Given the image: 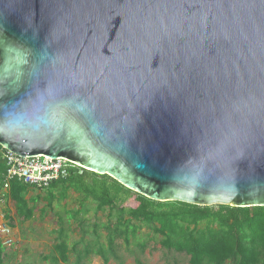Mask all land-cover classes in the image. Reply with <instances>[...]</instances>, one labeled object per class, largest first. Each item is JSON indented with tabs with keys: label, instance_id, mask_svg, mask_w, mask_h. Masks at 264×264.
Returning <instances> with one entry per match:
<instances>
[{
	"label": "water",
	"instance_id": "1",
	"mask_svg": "<svg viewBox=\"0 0 264 264\" xmlns=\"http://www.w3.org/2000/svg\"><path fill=\"white\" fill-rule=\"evenodd\" d=\"M194 6L214 30L192 64ZM11 47L2 150L153 202L264 207V0H0V65Z\"/></svg>",
	"mask_w": 264,
	"mask_h": 264
},
{
	"label": "trees",
	"instance_id": "2",
	"mask_svg": "<svg viewBox=\"0 0 264 264\" xmlns=\"http://www.w3.org/2000/svg\"><path fill=\"white\" fill-rule=\"evenodd\" d=\"M3 155L0 148V186L6 171ZM50 186L53 189L61 187L57 203L65 202L68 192L81 199L79 209L66 213L65 220L58 218L57 241L52 248L55 257L45 262H68L69 250L75 252L78 246L75 243L69 249L68 227L76 222L77 229L88 233L84 229V221L90 211L85 204L90 202L95 206L94 215L106 213V224L100 227L94 224L91 230L93 236L97 235L98 229L106 234L105 247L99 245L95 249L103 264L108 263L104 252L110 253L117 240L128 246L141 228L149 232L148 236L157 237V244L165 252L186 256L187 264H264V207L241 209L221 205L201 207L176 201L153 202L125 189L106 175L99 176L74 166L67 170L66 179ZM25 193L26 188L21 183H10L9 194L16 204V215L28 220L32 212L22 211ZM47 201L51 207L55 195L49 192ZM82 234L84 238L85 234ZM137 246L143 249L145 244ZM91 252L92 249L86 246L82 255L87 256ZM2 255L0 247V264ZM80 262L78 255L75 264Z\"/></svg>",
	"mask_w": 264,
	"mask_h": 264
},
{
	"label": "rangeland",
	"instance_id": "3",
	"mask_svg": "<svg viewBox=\"0 0 264 264\" xmlns=\"http://www.w3.org/2000/svg\"><path fill=\"white\" fill-rule=\"evenodd\" d=\"M60 188L61 187L53 189V187H51L50 189L51 191L54 190L53 192L56 200H58L57 194L60 191ZM78 199L79 197L77 195L68 192L65 202L58 204L57 202H54L51 208L44 207L45 217L39 221L42 229H38L37 233L32 232L31 234H21L20 238L22 242L20 243V246L13 241L14 237L12 239L10 235L12 243L9 248H4L6 257L2 264H51L49 261L44 262L40 260V258L37 259V255L41 253V255H49V257L50 255L54 256L52 247L57 241L56 232H58L59 227V224L57 223L58 218L65 220L66 213L79 209ZM127 205H131V203H128ZM85 208L90 211L84 221V229L88 233L86 234L77 229L76 222L70 224L67 230L68 247L71 249L75 243L78 244V246L75 249V252L69 250L68 262L66 264H75L78 255L81 260L80 264H103L102 260L96 256L97 251L95 249L99 245L105 247L106 234L103 230L98 229L97 235L93 236L91 230L92 225L94 224L99 227L106 224V213L94 215L95 206L90 202L85 204ZM11 217L13 218V216ZM82 233L85 234L84 238H82ZM148 234L149 232L145 228H141L137 233V237L130 240L128 246H125L121 240H117L110 253L104 252L105 255L107 254V264H187L186 256L165 252L157 244L159 239L157 237L148 236ZM33 242H36L39 248V250L35 249L34 254L30 251L32 247L35 248ZM140 243L145 244L143 249H140V247L137 246ZM86 246L91 248L92 252L87 256H83L82 252Z\"/></svg>",
	"mask_w": 264,
	"mask_h": 264
},
{
	"label": "built area",
	"instance_id": "4",
	"mask_svg": "<svg viewBox=\"0 0 264 264\" xmlns=\"http://www.w3.org/2000/svg\"><path fill=\"white\" fill-rule=\"evenodd\" d=\"M3 158L6 164V172L2 182L0 205L3 203L4 194L9 191L11 182L18 181L24 185L43 190L53 182L66 179L67 170L71 166L76 167L65 159L53 160L45 156L21 158L6 151H4ZM10 232L9 225L3 221L0 222V245L4 248L11 246Z\"/></svg>",
	"mask_w": 264,
	"mask_h": 264
},
{
	"label": "crops",
	"instance_id": "5",
	"mask_svg": "<svg viewBox=\"0 0 264 264\" xmlns=\"http://www.w3.org/2000/svg\"><path fill=\"white\" fill-rule=\"evenodd\" d=\"M4 176H5V174H4ZM22 185L25 186V188H26V193L23 197L25 207L22 208V211L27 212V214L32 212V215L30 216V218L28 220H24L23 217H21V216L19 217L16 215V204L10 198L9 191L6 194H4L3 203L0 205V222L3 221L9 225V227L11 229L10 235H11L12 239L14 237L13 241H15L18 246H20V243L22 242V240L20 238L21 234H23V233L24 234L25 233L31 234L32 232L37 233L38 229H42L39 221L45 217L44 207L51 208L47 205L48 204L47 199L49 196V192L54 195V192H53L54 190H52V191L50 190L51 186H49L43 190H38L32 186H27L24 184H22ZM1 192H2V184L0 186V194H1ZM80 199L81 198L79 197V199L77 201L79 202ZM54 202H56V199ZM53 203L51 204V206L53 205ZM78 206H79V203H78ZM74 211H76V210H74ZM43 213H44V216H42ZM11 216H13V218ZM12 219H13V221H12ZM33 245H35V248L32 247L30 249V251H31V253L34 254L35 249L39 250V248H38V245L36 244V242ZM0 247L2 248V251H3V255H2V263H3V260L6 257L5 256V249L1 245H0ZM6 250H8V249H6ZM52 256L53 255H50V257H49V255L46 256L45 254L41 255V253H39L37 255V259L40 258V260L45 262L48 258H51ZM54 257H55V255H54Z\"/></svg>",
	"mask_w": 264,
	"mask_h": 264
},
{
	"label": "snow or ice",
	"instance_id": "6",
	"mask_svg": "<svg viewBox=\"0 0 264 264\" xmlns=\"http://www.w3.org/2000/svg\"><path fill=\"white\" fill-rule=\"evenodd\" d=\"M194 7H196L197 15L189 16V19L192 21V23L187 28V35L182 36L181 40L179 41L180 45L185 46L184 51H181L180 48H178L176 53L174 54V57L175 55L184 57L186 54H188L190 63L192 64L196 63V57L194 54L188 52V49L186 47L188 38L191 37L192 40H194L198 44L201 40L207 41L212 38L214 30L213 19L210 16L200 15L199 6ZM189 11L191 12V9ZM225 42L228 43V41ZM179 65H181V70L182 64Z\"/></svg>",
	"mask_w": 264,
	"mask_h": 264
},
{
	"label": "clouds",
	"instance_id": "7",
	"mask_svg": "<svg viewBox=\"0 0 264 264\" xmlns=\"http://www.w3.org/2000/svg\"><path fill=\"white\" fill-rule=\"evenodd\" d=\"M11 48L13 49L11 56L9 55V52L6 49L3 64L0 65V69H2L5 72H10L12 70V67H9L10 60L13 65H17V66L22 65L23 63L26 62L27 54L23 50L17 47H11ZM53 118H55V115ZM21 122H22V117H17L15 120V124L19 125L21 124ZM0 131H3V129H0Z\"/></svg>",
	"mask_w": 264,
	"mask_h": 264
}]
</instances>
